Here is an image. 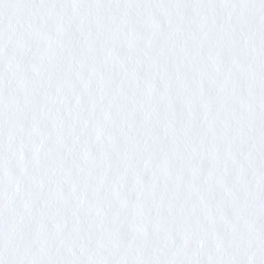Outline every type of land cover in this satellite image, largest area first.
<instances>
[{"label": "snow or ice", "instance_id": "6c2138e0", "mask_svg": "<svg viewBox=\"0 0 264 264\" xmlns=\"http://www.w3.org/2000/svg\"><path fill=\"white\" fill-rule=\"evenodd\" d=\"M0 264H264V0H0Z\"/></svg>", "mask_w": 264, "mask_h": 264}]
</instances>
